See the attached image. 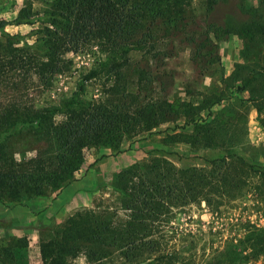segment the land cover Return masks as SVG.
I'll list each match as a JSON object with an SVG mask.
<instances>
[{
    "label": "trees",
    "instance_id": "1",
    "mask_svg": "<svg viewBox=\"0 0 264 264\" xmlns=\"http://www.w3.org/2000/svg\"><path fill=\"white\" fill-rule=\"evenodd\" d=\"M218 1L206 0L207 14ZM189 5L190 0H49L31 44L18 46V39L5 34L0 41V202L59 190L79 170L86 147L102 144L118 149L124 137L150 132L168 121L166 113L177 115L165 99L148 102L140 97L142 88L136 84L143 85L147 72L129 53H149L157 32L185 26L191 17ZM5 24L1 21L0 28ZM230 32L228 26L207 24L202 40L189 38L192 58L198 61L197 57L207 55L212 63L217 42ZM91 45H98L106 58L80 76L76 89L60 106L36 108L26 100L31 89H46L55 75L67 71L68 53ZM203 48L210 50L202 54ZM101 74L103 97L83 99L85 84ZM261 110L256 108L258 114ZM57 113L63 115L62 122L55 121ZM16 139L25 141H20L21 146L34 154L25 156L23 150H16ZM208 162V167L177 168L166 158L155 157L122 170L115 188L121 193L125 217L108 209L74 213L51 229L48 239H40L42 263L67 264L82 254L88 264H170L176 256L156 232L172 208L229 198L251 175L259 178L256 189L264 183V171L235 153ZM248 240L254 256H243L245 262L253 257L264 264V228L253 231ZM21 241L16 239L13 247Z\"/></svg>",
    "mask_w": 264,
    "mask_h": 264
},
{
    "label": "rangeland",
    "instance_id": "2",
    "mask_svg": "<svg viewBox=\"0 0 264 264\" xmlns=\"http://www.w3.org/2000/svg\"><path fill=\"white\" fill-rule=\"evenodd\" d=\"M48 1L0 0V22H6L0 28V41L7 34L18 39V46L31 44ZM205 2L190 0L191 17L185 26L157 32L154 50L129 53L136 66L147 72L143 85L136 84L142 88L140 97L148 102L165 99L177 115L166 113L168 121L150 132L124 137L118 149L102 144L86 147L79 170L59 190L31 199L22 197L18 202H0V264H43L40 239H48L51 229L78 211L116 210L124 218L121 193L115 188L120 185V172L155 157L166 158L177 168L208 167L209 160L235 153L264 171V127L260 122L264 123V30L260 28L264 26V1L219 0L209 14ZM207 24L231 30L217 42L212 63L207 55L194 60L189 41L191 37L202 40ZM209 50L203 48L201 53ZM66 57L70 60L67 71L55 75L48 88L26 93L34 107L60 106L76 89L80 76L97 68L106 53L91 45ZM104 85L103 74L91 79L82 98H102ZM256 108L262 109L259 114ZM54 119L62 122L64 117L57 113ZM20 141L14 140L16 150L33 155ZM259 183L251 175L229 198L215 199L210 205L201 201L172 208L156 232L166 250L176 256L169 263L261 264V258L251 257L248 262L243 258L254 256L248 239L253 231L264 228V183L256 189ZM16 239H22L19 247H13ZM67 264L88 263L79 254Z\"/></svg>",
    "mask_w": 264,
    "mask_h": 264
}]
</instances>
